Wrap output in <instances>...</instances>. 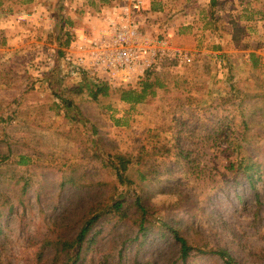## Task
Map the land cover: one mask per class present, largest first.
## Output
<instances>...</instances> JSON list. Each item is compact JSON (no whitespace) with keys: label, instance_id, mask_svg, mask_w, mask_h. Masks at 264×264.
<instances>
[{"label":"rangeland","instance_id":"rangeland-1","mask_svg":"<svg viewBox=\"0 0 264 264\" xmlns=\"http://www.w3.org/2000/svg\"><path fill=\"white\" fill-rule=\"evenodd\" d=\"M25 1H6L14 13L0 16V154L11 152L0 164V191L15 206L11 214L10 204L0 200L1 264H36L45 238L72 237L91 205L122 190L102 159L117 151L138 155L146 146L154 156L139 168L151 172L152 181L145 185L153 204L168 208L181 192L191 194L198 201L195 215L170 210L188 238L228 245L245 264H264V0H216L215 5L211 0H146L152 14L148 32L193 61L157 71L167 89L134 108L112 97L93 101L87 93H72L82 77L65 74L64 54L58 56L69 48L60 45L62 30L72 41L90 35L123 0ZM67 17L73 26L62 29ZM58 62L65 79L54 91L61 75L55 71ZM185 76L191 83L182 82ZM58 92L75 99L82 114L78 120L55 107ZM14 111V118L3 122ZM163 146L171 148L172 158L161 156ZM181 151L186 158L177 159ZM21 154L39 160L18 166L14 161ZM242 159L261 165L256 183L260 204L238 171ZM64 163L75 174L58 170L65 169ZM28 178L34 185L22 195ZM69 179L75 183L62 187ZM112 226L95 262L135 253L125 244L135 236L134 228ZM175 249L148 244L138 259L166 264L174 260ZM53 258L48 251L45 264ZM189 264L219 263L200 256Z\"/></svg>","mask_w":264,"mask_h":264},{"label":"trees","instance_id":"trees-1","mask_svg":"<svg viewBox=\"0 0 264 264\" xmlns=\"http://www.w3.org/2000/svg\"><path fill=\"white\" fill-rule=\"evenodd\" d=\"M6 1L8 2L10 0H0L1 17L14 13L11 4L5 6ZM26 2L30 1L26 0L24 3ZM211 4L215 5L216 0H211ZM62 21V29L64 24L69 27L73 26V21L69 17ZM72 39L73 37L69 31L62 30L59 37L61 46L68 48ZM63 54H65V51H59L58 56L60 57ZM254 60L258 64L259 59L254 58ZM57 61H59V58ZM176 69L178 68L171 67L167 70L171 71ZM55 71L61 75H59L60 77L57 78L55 85H53L55 87L54 91L59 90V87H56V83L62 82L65 79L59 62L56 65ZM81 77L82 79L77 83V87L72 90V93L78 95L87 93L93 101H100L103 98L110 97L116 98L120 102L130 105L131 108L154 100L160 91L167 89L168 86L164 77L155 70L147 71L144 76L137 79L135 84L118 87H112L101 78L96 76L91 77L89 74H84ZM182 82L185 84L191 83L186 76ZM177 86L178 84H176ZM62 91L64 92L65 89ZM63 92L57 93L56 96L59 101L54 103L55 107L59 109L62 107L69 110L72 115H68L73 120H78L82 115L81 110L77 106L75 99L71 95L66 96ZM18 104L20 105V102ZM16 111L12 112L3 122L11 121L17 114ZM93 133H95V129ZM161 149V156L167 158L173 157L171 148L163 146ZM147 151V146L142 147L138 155L117 151L113 154H108V159H102V164L110 168L115 175L117 188L119 187L122 190L113 196L110 195L91 205L79 219V227L72 237H65L59 234L55 238H45L44 243L36 252V264H45V257L50 250L54 253L51 264H158L152 261L142 263L138 259V255H140L144 247L153 243L158 246L167 243L176 247L174 260L172 259L166 264H189L192 259L200 256L215 258L219 264H245V261L238 257L228 245L215 247L209 245L208 242H197L187 237L180 219L174 218L170 210L179 209L193 215L199 207L198 201L191 194L181 192L178 195V201L168 208L153 204L152 193L145 185L147 181H152V177H150L151 172L147 173L145 170L139 168L145 159L154 156V153H148ZM183 154L184 152L182 151L178 153L177 159L186 158ZM10 156L11 152L8 154H0V164L9 159ZM38 160L34 159L33 155L21 154L14 163L21 167H30L31 165H35ZM64 165L66 166L64 170L61 167H58V170L63 173L75 174L76 171L72 168V165L68 163H64ZM259 169H261V165H258L251 159H242L238 165V171L243 174L244 181L254 191V199L258 204H260V195L256 189V183L261 178ZM20 179L17 180V184L20 183ZM31 181V178H28L27 181L24 180L21 189L22 195L27 194L28 190L33 187L34 182ZM74 183L75 181L73 179L65 180L62 183V187ZM0 200H4L10 204L8 210L12 214L15 206L10 196L0 191ZM163 209H165L164 213H162ZM2 217L3 213L0 210V224L3 219ZM121 223L127 224L135 230V236L129 239V241H125L129 249L131 247L136 248L133 257L127 256L125 252V254L121 253L120 258L117 260H114V256L110 255L100 257L95 262L96 256L101 254L99 244L104 239V233L109 232L111 225L115 227Z\"/></svg>","mask_w":264,"mask_h":264},{"label":"built area","instance_id":"built-area-1","mask_svg":"<svg viewBox=\"0 0 264 264\" xmlns=\"http://www.w3.org/2000/svg\"><path fill=\"white\" fill-rule=\"evenodd\" d=\"M152 14L146 0H123L112 6L90 35H78L62 57L64 73L96 76L110 85H126L147 71L192 62L149 31ZM264 56V44L261 47Z\"/></svg>","mask_w":264,"mask_h":264},{"label":"crops","instance_id":"crops-1","mask_svg":"<svg viewBox=\"0 0 264 264\" xmlns=\"http://www.w3.org/2000/svg\"><path fill=\"white\" fill-rule=\"evenodd\" d=\"M146 5L148 6V4L146 3ZM149 7V6H148Z\"/></svg>","mask_w":264,"mask_h":264}]
</instances>
